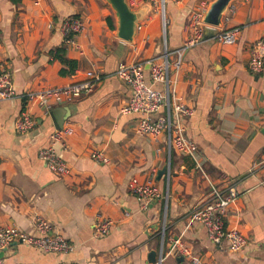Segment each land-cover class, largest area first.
I'll return each mask as SVG.
<instances>
[{
	"label": "crops",
	"instance_id": "0c3cea01",
	"mask_svg": "<svg viewBox=\"0 0 264 264\" xmlns=\"http://www.w3.org/2000/svg\"><path fill=\"white\" fill-rule=\"evenodd\" d=\"M128 1L147 8L132 42L117 35L108 0H0V66L15 87L13 97H0V227L36 233L37 218H44L72 244L53 252L14 241L0 249V264H192L181 246L205 264H264V70L249 67L253 44L264 39V0H233L223 24L204 27L203 39L190 46L192 17L213 0H164L166 28L162 0ZM70 16L81 17L85 28L66 42L61 23ZM231 26L242 28L236 42L214 38ZM60 47L78 61L74 71L55 55ZM167 58L171 116L175 103L191 108L180 121L198 157L171 147L166 132L158 138L138 132L140 113L121 112L131 91L117 74L119 64L143 60L146 80L167 92L151 76ZM86 79L93 81L87 94L49 111L30 105L37 123L16 129L28 91ZM66 126L70 134L52 138ZM49 145L68 161L69 173H55L40 157ZM96 150L110 161L93 158ZM133 176L160 191L146 207L130 189ZM208 178L238 193L226 217L248 238L241 250L212 241L190 217L210 195ZM105 217L114 224L101 235L96 225ZM152 250L163 252L157 262L150 261Z\"/></svg>",
	"mask_w": 264,
	"mask_h": 264
},
{
	"label": "built area",
	"instance_id": "2783aa9c",
	"mask_svg": "<svg viewBox=\"0 0 264 264\" xmlns=\"http://www.w3.org/2000/svg\"><path fill=\"white\" fill-rule=\"evenodd\" d=\"M151 1L157 4L159 0ZM163 12L164 26L166 28L167 19L164 11V0ZM191 24L194 28V34L186 40L185 46L201 41L204 37V27L210 26L203 21L202 14L198 13L193 15ZM84 28L85 22L79 16L65 18L61 26L66 42H71L74 33L81 32ZM241 29L240 26L224 27L215 33L214 38L222 43H234L237 41ZM180 64L181 58L175 62L176 67H179ZM249 67L256 72L264 70V39H260L253 44ZM169 72L170 63L168 58L164 63L152 67L151 76L153 82H162L166 85L167 92H164L155 88L153 83L151 84L146 80L145 62L143 60L121 62L118 66L117 74L131 91L128 100L121 108V112L140 113L141 118L135 125L138 132L154 136L155 138L166 132L168 133L171 147H175L182 154L198 157L200 155L199 151L186 135L185 128L180 121L182 115L191 113V108L182 103H175L176 118L173 119L171 116L170 93L175 89L171 83ZM92 86L93 81L86 79L63 86H49L28 91L26 94L27 104L16 122V129L23 132L37 123V120L32 117L29 109L30 105H37L49 111L53 104H66L87 94L92 89ZM14 95L13 77L6 68L0 66V97L10 98ZM165 106H168V112L161 113ZM72 131L73 128L71 126L58 128L52 134V138L58 140ZM91 155L99 161H110L102 150H96ZM40 157L57 174L64 175L70 172L68 161L58 155L53 145L41 149ZM262 181L264 182V179ZM208 183L210 195L191 211V219L205 225L210 239L217 244L222 245L227 242L232 250L245 248L248 243L246 234L235 227H230L226 217L229 204L238 196L236 189L234 187L225 188L212 178H208ZM129 186L143 207L148 206L152 200L160 196L158 187L152 181H141L138 176H133L130 179ZM113 224L114 220L111 217L100 218L97 222L96 230L101 235L107 234ZM35 227L36 233L24 231L14 224L0 227V249L10 246L14 241L27 242L45 251L53 252H66L72 248L71 242L64 235L52 232V224L47 219L37 218ZM181 250L184 254L190 256L192 264H205L199 255L191 252L190 248L181 246Z\"/></svg>",
	"mask_w": 264,
	"mask_h": 264
},
{
	"label": "water",
	"instance_id": "95a60500",
	"mask_svg": "<svg viewBox=\"0 0 264 264\" xmlns=\"http://www.w3.org/2000/svg\"><path fill=\"white\" fill-rule=\"evenodd\" d=\"M233 0H213L209 4L204 14H202V19L205 23L214 26H221L223 24V16L229 9V6ZM108 2L114 8L117 18V35L127 41H134L135 36L139 27V22L143 18L147 8L144 6L140 9H134L128 0H108ZM146 5V4H145ZM168 169V165L163 166L159 170V175L164 174ZM19 242V241H15ZM162 251L152 250L149 255L150 261L157 262L162 258ZM183 259L182 256L179 258Z\"/></svg>",
	"mask_w": 264,
	"mask_h": 264
},
{
	"label": "trees",
	"instance_id": "16d2710c",
	"mask_svg": "<svg viewBox=\"0 0 264 264\" xmlns=\"http://www.w3.org/2000/svg\"><path fill=\"white\" fill-rule=\"evenodd\" d=\"M63 22H64V20L62 21L61 26H62ZM65 52H66V51H65V47H60V48H58V50H57V52L55 53V55H56L57 57H59V59H60L61 61H63L64 63L68 64V65L70 66V70H71V71H74L75 68L77 67V63H78V61L75 60V59H70V58H68L67 56H65Z\"/></svg>",
	"mask_w": 264,
	"mask_h": 264
},
{
	"label": "rangeland",
	"instance_id": "374dc122",
	"mask_svg": "<svg viewBox=\"0 0 264 264\" xmlns=\"http://www.w3.org/2000/svg\"><path fill=\"white\" fill-rule=\"evenodd\" d=\"M162 4H163V0H162Z\"/></svg>",
	"mask_w": 264,
	"mask_h": 264
}]
</instances>
